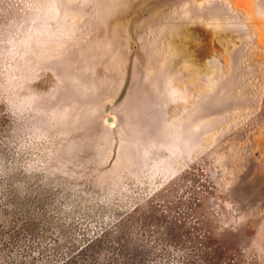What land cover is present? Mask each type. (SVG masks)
<instances>
[{"label": "rangeland", "instance_id": "rangeland-1", "mask_svg": "<svg viewBox=\"0 0 264 264\" xmlns=\"http://www.w3.org/2000/svg\"><path fill=\"white\" fill-rule=\"evenodd\" d=\"M0 264H264V0H0Z\"/></svg>", "mask_w": 264, "mask_h": 264}]
</instances>
